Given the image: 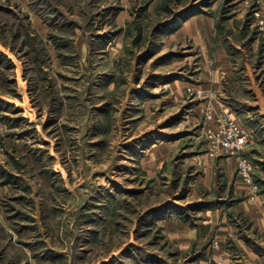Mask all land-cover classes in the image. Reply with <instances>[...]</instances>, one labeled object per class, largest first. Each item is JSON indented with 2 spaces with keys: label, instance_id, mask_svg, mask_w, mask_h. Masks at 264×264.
<instances>
[{
  "label": "rangeland",
  "instance_id": "rangeland-1",
  "mask_svg": "<svg viewBox=\"0 0 264 264\" xmlns=\"http://www.w3.org/2000/svg\"><path fill=\"white\" fill-rule=\"evenodd\" d=\"M259 88L264 0H0V264H264L243 208H264V137L231 155L209 133L228 101L258 116ZM213 210L210 242H170L166 219Z\"/></svg>",
  "mask_w": 264,
  "mask_h": 264
},
{
  "label": "crops",
  "instance_id": "crops-1",
  "mask_svg": "<svg viewBox=\"0 0 264 264\" xmlns=\"http://www.w3.org/2000/svg\"><path fill=\"white\" fill-rule=\"evenodd\" d=\"M222 49H219L217 51L218 53H225V51H221ZM224 55V54H223ZM220 56V55H219ZM228 67H226V70ZM229 70V69H228ZM227 72L223 71L222 74H229ZM219 76V75H218ZM222 76V75H221ZM258 103L254 105V107L258 110L259 114L258 116H254L249 112V110H246L244 107L236 106L234 101H228L226 106L227 109H232L233 114L237 120V122L244 127L249 132H257L264 137V94L262 91V88L258 89ZM233 103V104H232ZM222 164L228 166L229 171L233 170L235 166L238 163V159L236 156H229V157H223L220 161ZM230 176V182L229 185L233 186L234 193L240 194L244 198L248 195L249 187L240 180L237 176L232 175V173L228 174ZM257 201L246 199L243 205V208L246 210V212L252 214L254 216V220L256 221L254 224H259L260 220V214H264V208L259 207L255 204ZM258 204V203H257ZM211 218H207L209 220L203 221V223H199L196 226L191 227L187 222L183 221L180 218L177 217H171L169 219H166L165 222L167 223V237L170 240V242L173 245L179 246L180 249H187L189 248L194 242L201 241L207 239V241H211L214 235V226L218 225V218H216L214 215H219L220 213H213L211 211ZM264 224V217L263 222ZM225 228V229H222ZM223 232H221V235H226L229 232H234V226L231 224L230 226H222ZM225 230V231H224ZM225 233V234H224ZM217 235L219 236V231H217ZM211 247V243L209 244V249Z\"/></svg>",
  "mask_w": 264,
  "mask_h": 264
},
{
  "label": "built area",
  "instance_id": "built-area-1",
  "mask_svg": "<svg viewBox=\"0 0 264 264\" xmlns=\"http://www.w3.org/2000/svg\"><path fill=\"white\" fill-rule=\"evenodd\" d=\"M215 125L209 128L213 149H219L231 155L239 154L250 142L252 132L241 127L235 119L232 111H224L220 115H210ZM252 164L247 157H241L239 161V174L251 182Z\"/></svg>",
  "mask_w": 264,
  "mask_h": 264
}]
</instances>
